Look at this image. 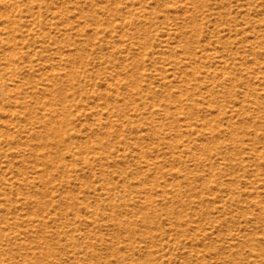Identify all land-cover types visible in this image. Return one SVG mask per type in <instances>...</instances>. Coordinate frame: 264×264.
I'll list each match as a JSON object with an SVG mask.
<instances>
[{"label": "rangeland", "instance_id": "1", "mask_svg": "<svg viewBox=\"0 0 264 264\" xmlns=\"http://www.w3.org/2000/svg\"><path fill=\"white\" fill-rule=\"evenodd\" d=\"M17 4L0 264H264V0Z\"/></svg>", "mask_w": 264, "mask_h": 264}, {"label": "bare ground", "instance_id": "2", "mask_svg": "<svg viewBox=\"0 0 264 264\" xmlns=\"http://www.w3.org/2000/svg\"><path fill=\"white\" fill-rule=\"evenodd\" d=\"M2 1H3L4 6H9V7L18 6L17 0H2ZM13 8H15V7H13ZM7 11H8V9H7ZM2 14L5 16H8V12L2 11V12H0V19L3 17ZM22 17L23 16L20 13L18 15L13 13L12 18L8 17L6 19H7V21L9 20L10 23H12V25H13L14 23L17 24V23H21L22 21H24V19ZM4 22L5 21H3V23ZM13 26H15V25H13ZM9 32L10 31L8 30L7 26H0V39H1V41L4 42V40H3L4 38H3L2 34H6L7 39H10V36H12L11 40L14 42L13 43L14 49L13 48L2 49L3 55L0 54V99H2V100L13 98V91H14L13 85H17L18 83H16V81H15L16 79H13L12 76H15L17 74L18 70H20V66L17 63H15V59H16V57H18L20 55L23 56V55L27 54V53H25V51L20 50L23 46L18 47L19 41L16 40V36L11 33L13 31L11 30V32H10L12 35H9ZM3 46H5V45L3 44ZM16 48H19V51H16ZM2 56H4V59L6 61H2V59H1Z\"/></svg>", "mask_w": 264, "mask_h": 264}]
</instances>
